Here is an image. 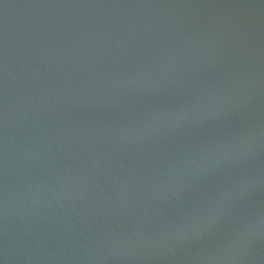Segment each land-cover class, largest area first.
Listing matches in <instances>:
<instances>
[{
  "label": "water",
  "instance_id": "obj_1",
  "mask_svg": "<svg viewBox=\"0 0 264 264\" xmlns=\"http://www.w3.org/2000/svg\"><path fill=\"white\" fill-rule=\"evenodd\" d=\"M0 264H264V0H0Z\"/></svg>",
  "mask_w": 264,
  "mask_h": 264
}]
</instances>
